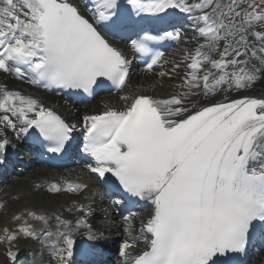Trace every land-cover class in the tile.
Here are the masks:
<instances>
[{"label":"snow or ice","instance_id":"snow-or-ice-1","mask_svg":"<svg viewBox=\"0 0 264 264\" xmlns=\"http://www.w3.org/2000/svg\"><path fill=\"white\" fill-rule=\"evenodd\" d=\"M127 3L139 20L120 0H86L83 12L70 0H0V71L44 88L91 92L104 78L123 89L131 61L105 33L137 28L131 48L151 56L147 70L152 71L163 67L164 53H153L150 44L187 39L174 23L176 10L187 14L198 33L193 39L203 43L184 56L186 71L177 90L167 97L122 96L130 101L123 110L83 115V151L95 162L87 165L91 172L115 178L118 184L105 180L111 188L153 206L141 229L151 240L139 254L133 252L135 238L124 240L125 264H246L233 254H245L257 232L264 240V99L229 100L228 94L264 81V0ZM158 25L173 30L162 27V35L150 34ZM180 67L175 63L172 71ZM158 75L171 77L164 71ZM220 95L223 100L215 99ZM0 112V122L13 131L38 130L49 152H64L73 141L76 124L32 96L0 87ZM9 143L0 140V163ZM86 187L53 184L50 190ZM35 219L48 222L43 215ZM81 227L89 230V239L96 238L86 219L76 221V230ZM21 231L37 235L30 227ZM53 235L57 239L46 241L52 259L74 264V233H46Z\"/></svg>","mask_w":264,"mask_h":264},{"label":"bare ground","instance_id":"bare-ground-1","mask_svg":"<svg viewBox=\"0 0 264 264\" xmlns=\"http://www.w3.org/2000/svg\"><path fill=\"white\" fill-rule=\"evenodd\" d=\"M176 62V61H175ZM167 72H170L169 67L166 68ZM181 73H174L173 77L168 79V77H160L158 75H153V76H146L143 77L142 79L144 81H147L148 83H141L139 86L129 89L126 93L125 96H129L130 98L133 97L134 95L138 94V93H146V94H150V95H155V96H159L162 97L163 95H168L169 93L175 92L176 89V85L179 84L181 82ZM2 81H0V83H8V89H13V90H19V91H23L24 85L17 83V82H13L12 80H9L8 78L4 79L1 78ZM157 81H163V82H167V81H171L169 84H162L159 83ZM135 82L139 83L141 82L140 79H136ZM153 89H155L153 91ZM247 94H254L257 96H264V81L258 82L255 85H253L251 88L247 89V90H243V91H232L231 93H229V99L230 98H235V97H239L242 95H247ZM30 96L37 98L39 101L42 102H48V100H52L54 101V103L60 108H57L62 114L66 115L70 120H76L79 119L80 117H82L81 115L87 113L86 110L81 111V113L77 114L74 113L72 109H70L65 103H63V101L59 98V97H51L50 95H45V94H31ZM43 98V99H42ZM46 98V99H45ZM220 98H223V95L217 96L215 99L219 100ZM117 99V98H115ZM102 102V103H101ZM125 102V100H118L114 103H112V105L110 106H120ZM109 103H111V101H108L105 99L103 101H96V110H100L101 108H103L104 106L108 105ZM77 121V120H76ZM18 141L19 140H15ZM28 173V172H27ZM77 176L80 178V176L83 178V174L82 173H78ZM28 179L27 180H21V178L17 179L16 181L20 182L21 187H17V188H10L8 189V191L5 192V195H11L13 193V195H17V199L23 201V203H28L30 205H24L23 207H21L23 204L16 206L15 208H13V211H16L17 213H20L22 211L25 210V208H33L35 209L36 213H42L41 211L45 208V205H38L36 203H34V199H36V197L38 196V193L36 192V186L35 184L37 182L42 181V183L44 181H46V179H48L49 182L52 179H56L57 182H61L63 180H76L77 182H81L82 180H77L75 179V173L74 172H66V173H61L59 175H56L54 177H50V174L48 173V169L43 170V169H38V170H34L32 172V174H28ZM85 180L87 182H90L91 184H94L95 182L93 180H90L87 178V176L85 177ZM90 180V181H89ZM41 183V184H42ZM27 184V185H24ZM46 183H43V185ZM25 186H28L27 188H23ZM90 196L92 197V191L89 192ZM34 196V198H33ZM25 198V200H23ZM76 198L69 196L68 198H65V203H62L60 201H55V206H50L49 208L52 210H59V211H63L64 207L67 205H69L72 201H74ZM78 200L81 201H85L81 196H78ZM88 202V206L87 208H101L102 205L100 204L99 199H87ZM48 214V213H47ZM56 214V213H55ZM53 213H49V216H53ZM80 216H84V213H81ZM96 215H89L88 216V221H92L94 222L93 227H91V231L92 233L94 231H97L98 229H100L99 231V237L102 238H109L112 236L113 233H117L118 236L120 234L122 230V226L123 223L120 224L118 222H109L108 220L104 221H97V219L95 218ZM101 218H104L103 216ZM10 219V217L8 218ZM137 220H139L137 218ZM147 219H145L144 221H146ZM125 228H129V226H125ZM83 231L86 233L89 230L88 229H83ZM115 239L113 240L116 241L118 239V236L116 238L115 234H113ZM122 238L124 237V233L122 232ZM37 250L31 249L29 250V254L36 256ZM257 264H264V255L260 257V259L258 261H256ZM254 263V264H256Z\"/></svg>","mask_w":264,"mask_h":264},{"label":"rangeland","instance_id":"rangeland-1","mask_svg":"<svg viewBox=\"0 0 264 264\" xmlns=\"http://www.w3.org/2000/svg\"><path fill=\"white\" fill-rule=\"evenodd\" d=\"M140 79V81L141 82H139V83H137V82H135L136 84H137V86H139L141 83H148L147 81H144L142 78H139ZM157 82H159V83H162V84H169L171 81H167V82H161V81H157ZM136 85H135V87H137ZM135 87H133V88H135ZM54 102V101H53ZM102 103V102H101ZM23 177H25V176H23ZM21 185H23V184H21ZM24 185H27V184H24ZM28 186H25V187H23V188H27ZM37 198V197H36ZM42 199V198H41ZM23 200H25V198L23 199ZM11 203L12 202H10L9 203V205H8V207H7V210L3 213V214H6V215H10L11 216V214L9 213V210H10V208H11ZM22 202H18V205H20ZM34 203H38V201L36 200V199H34ZM24 205H30V204H28V203H24L21 207H23ZM38 205H43V204H41V203H39ZM4 223V222H6V220L5 219H1L0 218V223ZM1 261H3V255H2V253H1V246H0V263H1ZM257 264V263H256Z\"/></svg>","mask_w":264,"mask_h":264}]
</instances>
